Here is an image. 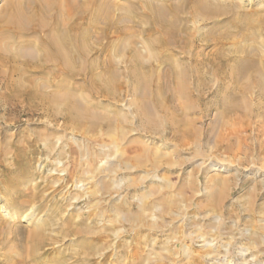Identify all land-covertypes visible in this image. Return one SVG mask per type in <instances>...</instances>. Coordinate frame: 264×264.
Here are the masks:
<instances>
[{"label": "rangeland", "instance_id": "rangeland-1", "mask_svg": "<svg viewBox=\"0 0 264 264\" xmlns=\"http://www.w3.org/2000/svg\"><path fill=\"white\" fill-rule=\"evenodd\" d=\"M207 1L0 0V29L7 12L49 23L45 32L32 30L16 43L28 40L39 54V39L60 21L68 34L89 30L92 58L113 54L119 73L115 95L90 87L91 74L71 81L91 110L111 118L96 126L27 101L6 105L0 80V264H264V113L216 123L214 82L198 92L185 79L193 87L188 100L165 74L166 87L156 81L168 70L164 55L178 65L213 52L216 44L204 36L215 21L197 17ZM234 4L251 10L264 2L225 0L232 12ZM156 18L177 21V43L153 42L166 37ZM135 42L149 75L138 93L128 74ZM94 71L104 74L105 67ZM62 73L51 78L58 81ZM258 100L252 95L254 108ZM35 222L46 223L48 240L30 251L38 262H21L18 253L23 244L31 247ZM10 251L8 261L4 253Z\"/></svg>", "mask_w": 264, "mask_h": 264}, {"label": "bare ground", "instance_id": "bare-ground-1", "mask_svg": "<svg viewBox=\"0 0 264 264\" xmlns=\"http://www.w3.org/2000/svg\"><path fill=\"white\" fill-rule=\"evenodd\" d=\"M259 1L260 3L264 2V0ZM241 2H245V0H241ZM68 4L70 7L73 6V3ZM202 5V12L199 13L197 17L202 21H204V19H214L215 21L211 31L204 36V40L206 42L215 43L216 47L213 52L208 55H203L200 58L194 56L195 63L193 64L187 63L190 61L188 58H186L187 62H185L184 57L178 65H174L172 57L170 59L169 55H164L165 58L163 62H167L169 65L166 72L162 71V74L160 73V75L156 77L158 85L162 87L165 86L162 85L165 74L167 79L171 78L175 80L176 87L174 92H179L189 100L191 96L190 89L193 87L192 85L189 86L185 79L189 78L193 80L195 89L197 88L196 90L198 92L204 88H208L207 85L214 82L217 85L214 90V94L217 98L216 106L218 108L216 123L222 120L224 125H229L230 123L225 120L226 117L237 115L240 119L242 114L245 115V113H264V5L260 6V4H258L251 8V10H246L241 4L237 6L234 4L233 12L225 5V0H211L210 2L207 1L203 6ZM60 8L61 7L58 8L59 11L64 9ZM44 10L43 8V11ZM13 12L17 13V11ZM64 13H66V11ZM64 13L62 12L61 14L64 15ZM69 13L72 12L69 11ZM46 15L45 13V16ZM63 15H61L60 18L64 19ZM105 15L110 14L108 12L105 13ZM222 15H225L226 20L225 18L223 19L225 21L219 20ZM26 16L24 14L15 15L7 12L1 24L0 63L3 62L10 65L8 70L1 69L0 66V80L4 78L3 81L6 84L5 95L1 94L4 98L1 95L0 97L5 100L6 105L27 101V106L43 107L44 111L51 112L55 115L63 112L68 120L79 122L88 120L92 123V126H96L104 120L109 123L111 121L109 116H100L102 112L91 110L87 104L84 103L74 86H72L71 81L78 76L87 77L88 74H91L88 83L90 87L97 85L101 92H105L106 95H115L117 92L116 86L118 84L117 78L119 73H117L114 68V64L116 65L117 63H115V60L112 58L113 54L110 55L109 53L111 57L107 59L106 57L101 60L100 57L92 58L91 53L96 45L91 43L89 39V30L86 31L85 29V31L83 30V32L79 34L75 32L70 33L69 31L70 34H68L67 31L59 29V17H57L59 24H57L58 21L56 23L58 28L56 26L55 28H53L54 26H50L52 30L46 32L45 36L39 39L40 52L37 54L33 50V46L28 47L25 45L28 40H23V42L20 40L17 43L16 40L32 30L37 31L43 28L41 31L45 32L48 29L49 23L47 20H42V18L37 19L33 16ZM70 18L72 17L70 16ZM158 20L160 22V28L166 37L158 40V42L157 40L153 42L158 44L177 43V36L179 33L176 24L177 21L175 22V20H173V22L165 18H160ZM66 25L68 26V23ZM69 25H72V23ZM77 25L78 24H76V27ZM110 25L111 27L113 25L118 27V29L120 28L119 30L121 31L124 30L118 23H110ZM224 25L233 28L219 31ZM44 28L46 29L44 30ZM65 28L67 27L65 26ZM238 34L240 37H236ZM12 42L19 45V49L16 48L14 50L12 48ZM133 47V54L130 57V60L132 59V67L128 74L130 75L129 77H132L137 82L134 91L138 93L140 90L146 89L142 88L143 86H148L149 75L147 76L144 71L147 62L142 51L139 50L138 43ZM24 64L27 65L24 66ZM101 65L105 67L104 74L97 75L94 70L97 66ZM24 67H26L25 70L27 73H32V69L38 74L40 73L42 75V80L33 74L27 75L24 72ZM58 70L63 72L60 75L61 78L58 81L53 80L51 77L53 74H56ZM14 75H18V77L14 78ZM254 94L259 99L256 108H254V104L251 103V98ZM140 95L142 96L141 93ZM185 132H188V130L186 129ZM220 139H222V136H220ZM9 224L10 222H8V225ZM33 225L34 226L29 229V239L26 238L28 242L31 243V247L26 250V245L23 244L22 251L24 252L18 253L17 256L21 262L25 261L26 257L32 259V261L38 262V257L35 255L36 253L30 254V251L33 249V246H41L48 240L46 223L35 222ZM15 253L16 251H14V254ZM91 253H93V251L85 252L87 256ZM12 254L13 251L9 253L5 252L4 256L9 261ZM81 264L84 263L81 262Z\"/></svg>", "mask_w": 264, "mask_h": 264}]
</instances>
